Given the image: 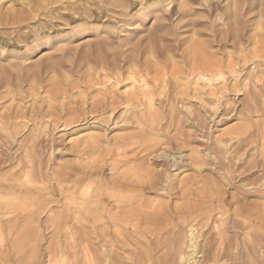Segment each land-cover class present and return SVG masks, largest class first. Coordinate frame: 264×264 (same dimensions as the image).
<instances>
[{
	"label": "rangeland",
	"instance_id": "rangeland-1",
	"mask_svg": "<svg viewBox=\"0 0 264 264\" xmlns=\"http://www.w3.org/2000/svg\"><path fill=\"white\" fill-rule=\"evenodd\" d=\"M0 9L3 17L22 18L18 24L0 23V182L15 177L21 185L31 183L26 186L29 191L34 188L35 199L24 200L22 210H15L12 216L21 213L39 219L25 228L21 247L12 248L10 264H59L58 255L63 252V264H86V243L81 240L85 229L68 221L69 227L77 224L79 228L58 230L49 219L69 201L79 203L87 197L62 195L66 201L48 191L57 186L54 159L77 169L84 162L95 165L93 158L81 163L76 157V145L91 138L98 140L99 150L111 142L125 143L122 150L130 152L131 158L160 141L159 146L172 149L180 161H197L180 176L189 182L177 184L183 190H195L189 202L181 193L168 198L146 194L147 201L155 200L169 209L204 207L202 211L213 219L229 218V224L231 212L249 204L247 208L255 214L251 219L264 218L259 211L264 210V175L252 169L246 181L258 185L260 192L254 185L250 193H255L240 196L235 186L241 176L219 172L214 166L235 165L240 174L248 176L249 165L262 163L264 0H0ZM28 48L36 52L24 63ZM147 48L155 51L150 57ZM86 49L93 51L90 62L79 60ZM54 55L62 57L64 67H41L34 73L36 62L45 63ZM48 68L54 74H44ZM178 138L189 142L180 143ZM45 144L48 148L42 149ZM194 151L199 153L196 160ZM138 164L142 162L107 161L105 174L122 173ZM113 165L116 170L111 172ZM176 173L172 171V175ZM253 173L262 176L260 183ZM233 177L238 180L232 187L226 186L225 180ZM219 197L222 205L216 202ZM191 225L198 227L195 221ZM246 231L249 241L255 232H261L252 226ZM70 233H75V240ZM240 233L238 240L242 241ZM137 239L145 244L138 235ZM131 246L136 244L131 241ZM262 246L257 247L259 255L264 253V243Z\"/></svg>",
	"mask_w": 264,
	"mask_h": 264
},
{
	"label": "bare ground",
	"instance_id": "bare-ground-1",
	"mask_svg": "<svg viewBox=\"0 0 264 264\" xmlns=\"http://www.w3.org/2000/svg\"><path fill=\"white\" fill-rule=\"evenodd\" d=\"M78 16L81 15L79 14ZM1 21L18 24L22 21V18L16 15L11 17H3L0 14V23ZM257 28L262 29L261 23L257 25ZM153 51L151 48H147L145 53L148 57H150L154 54ZM35 52V49L28 48L27 52L25 53V58L22 59V62L26 63ZM92 54L93 51L86 49L79 56V60L84 61L87 59L86 62H90V56ZM59 58L62 57L54 55L50 56L45 63L42 61L36 62L32 66L35 67L33 69L35 70L34 73L38 74L41 71V67H62L63 65L60 64L61 61ZM255 58H258V56ZM133 62L134 61L130 59L129 63L131 66L133 65ZM17 65L20 67H26L25 65L21 64ZM8 67L16 66L14 64H8ZM67 67H69V65ZM51 73L54 74V70L51 68L45 69L44 71V74L49 75ZM36 74L35 76H37ZM30 76L27 77V80L30 78ZM199 76L203 79L205 78L204 75ZM33 78L36 77L33 76ZM177 140L183 144H187L189 142H187V140L183 141L180 138ZM171 141L169 144L170 146ZM158 142L160 141L152 142V144L143 148L142 151H140L138 154H135V156L131 158L132 155L130 152L128 153L122 150L123 146H125V143L111 142L107 144L106 148L99 150L100 147L98 145V140L91 138L86 143L84 141L85 144L82 143L76 145L77 150L79 149L76 152V157L79 159V161H82L81 163H83V161L86 159L90 160L93 158L96 161L95 165H89L90 163L88 164L84 162L80 165L81 168L77 169L75 167H67L66 165H64L66 166L64 167L61 165L62 163L60 164L56 159H54L53 166L55 167V173L58 177L57 186L54 187L52 185L51 190L48 191V193L50 192L48 195L53 197V191H55L61 196H68V199L77 196L76 194L82 197V199L84 196V199L86 197L87 198L86 200H83L79 203H76L72 200L69 201L70 203H67L65 206H63L62 211H59L54 215V217L49 219L50 225L58 230L65 228L66 230L70 229L71 231L75 228L78 229V224L79 226H82V230L85 229L83 230L84 236L81 240L82 243H86V248L84 249V254H81L84 255L86 264H264V253L259 255L257 249V247L263 248L262 245L264 243V234L261 232L263 231L264 227V218L262 216H256L254 219H251L255 214L251 213L252 209H249L250 207L247 208L249 204L246 208L241 207L238 208V210H233V212H231L232 222L229 224V218L218 220V216L216 215L217 218L215 217L216 219H213V216L210 213L202 211L204 207L202 209L199 208L198 210H193V205H186L174 206L173 208L169 209L162 204H158L155 200L147 201L144 199L146 194H153L156 197L167 198L173 197V195L178 193H181V195L183 194L186 198H188L190 195L194 196L193 191L195 190H183V186L177 187V184H187L189 182H185V179L180 180V176L186 171V167H191L192 164H197V161H191L188 159L180 161L179 157H175V154L172 153V149H170L171 151L162 149L161 147H164L165 145L159 146ZM45 145L41 146L42 149L48 148V146ZM240 147L241 145L238 148L240 149ZM203 151L209 152L207 147H204ZM193 155L194 157H191L196 160L199 155L198 151H194ZM236 155L237 152L235 153V156ZM259 155L262 157V163L259 165V161L258 163L254 162L253 165H249V168L246 171L248 176H243L240 174L238 172L240 168L234 167L235 165L228 166L223 163H217L214 166H217L215 169H217L219 172L227 174L234 173L241 176L240 178L238 177L240 183L238 185L235 183L236 186H234L235 189L239 191V195L241 193L245 196V194L250 193V191L253 189V186L255 185L249 182V180H247L248 182L246 181V179L250 178L249 175L251 174L249 172L256 168L257 172H261V174L264 175V154L260 153ZM55 160L57 162H55ZM135 160L141 161L142 164L140 166L138 164V166L133 168H127V170L122 173H117V170L113 168V165L110 170L113 172L112 170L115 169L116 172L108 176L105 174L107 171V168L105 167L107 161L112 162V164L123 163L125 165L131 163L132 161L134 162ZM93 163L94 162H92V164ZM199 167L200 166L198 165V168ZM173 170H175L177 173L172 175ZM257 172L256 174H258ZM257 177L258 176L256 175L254 178L257 179ZM14 178L13 180L3 181V183L0 182V244L2 243L0 248V264H10L14 260L12 248L21 247L25 228L30 227V225L39 221L38 217L35 219L36 215H30L25 218L20 216L21 213H17L16 216H12L15 210H22V204L24 200L27 202V199H35V195L31 192L34 190V188H32L31 191H29L27 188V186L31 183L21 185L20 183H17V179ZM235 179L237 178L233 177L228 181L225 180V182H222L226 183V186H231V184L233 185ZM255 179L253 181L257 182ZM258 180L260 183V178ZM22 187L27 189L23 190L24 188L22 189ZM211 187H209L210 190L214 189ZM201 190L204 191L203 188ZM206 190L207 189H205V193L207 192ZM258 190L259 188L257 191H253L258 192ZM205 193L202 194L204 195ZM208 193L211 194V192ZM203 195L198 194L199 197ZM79 196L77 197L78 200H80ZM231 200L232 198L230 201ZM216 202L222 205V198L219 197ZM203 203L207 204L206 201H203ZM28 204L30 203L28 202ZM33 204L32 208L34 206ZM212 204V201L209 202V205ZM197 206L200 207L199 205ZM28 208H26V210ZM259 211H261V213H258L264 215L263 209ZM50 213H52V211H50L49 214ZM173 220L176 221L172 224L170 221ZM68 221H73L77 224L69 227ZM193 221L196 222L198 227L195 228L193 225H191ZM82 222L85 225H82ZM67 224L68 227H66ZM250 226H252L255 231H261L258 233L255 232L256 235L251 241H249L248 232L246 231V229ZM239 232H242L240 233L241 235L243 234L242 241L238 240ZM70 234L72 240H75L73 238L75 233ZM137 235L142 238L145 244H142V241H138ZM130 240L136 244L135 247L131 246ZM74 242L75 241H73V245ZM138 245L139 247L142 245L144 248L142 247V249H138ZM130 247H133V250H130ZM63 253L65 254V252ZM63 253L58 255L59 264L64 263L65 257L63 256ZM75 262L76 261H74V264ZM71 263L73 264V262Z\"/></svg>",
	"mask_w": 264,
	"mask_h": 264
}]
</instances>
